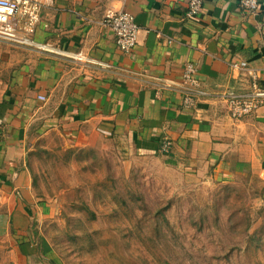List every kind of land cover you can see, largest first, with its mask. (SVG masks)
<instances>
[{"label": "crops", "instance_id": "crops-1", "mask_svg": "<svg viewBox=\"0 0 264 264\" xmlns=\"http://www.w3.org/2000/svg\"><path fill=\"white\" fill-rule=\"evenodd\" d=\"M188 1L42 0L26 41L5 40L16 45L0 64V264H64L52 229L66 196L39 194L27 160L40 134L108 139L211 182L264 180V105L234 119L227 103L229 93L264 84V0L254 11L240 0H203L196 15ZM108 10L135 15L131 51L118 48ZM188 64L198 86L184 82ZM185 91L193 107L183 106Z\"/></svg>", "mask_w": 264, "mask_h": 264}, {"label": "rangeland", "instance_id": "rangeland-1", "mask_svg": "<svg viewBox=\"0 0 264 264\" xmlns=\"http://www.w3.org/2000/svg\"><path fill=\"white\" fill-rule=\"evenodd\" d=\"M15 45L0 38V64ZM41 135L27 160L39 194L66 196L52 229L64 264H264L258 176L211 182L108 139Z\"/></svg>", "mask_w": 264, "mask_h": 264}, {"label": "built area", "instance_id": "built-area-1", "mask_svg": "<svg viewBox=\"0 0 264 264\" xmlns=\"http://www.w3.org/2000/svg\"><path fill=\"white\" fill-rule=\"evenodd\" d=\"M241 5L248 11L257 10L259 0H240ZM188 13L199 14L203 9V0H189ZM43 3L40 0H0V38L3 40L21 43L26 41L27 33L33 31L35 23L41 18ZM105 23L111 28L115 42L121 51H131L137 41L139 24L135 15L126 11L108 10ZM241 66L247 68V63ZM184 82L190 86H198L196 67L188 64L183 69ZM228 108L234 119H241L264 105V84L255 82L249 94H228ZM184 107H193L195 97L191 92L185 91L182 99ZM172 141L168 137L163 138L161 151L169 153Z\"/></svg>", "mask_w": 264, "mask_h": 264}]
</instances>
